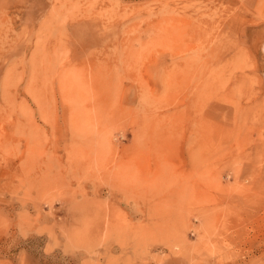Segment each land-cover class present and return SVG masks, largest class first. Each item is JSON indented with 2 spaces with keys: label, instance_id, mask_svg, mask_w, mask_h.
Listing matches in <instances>:
<instances>
[{
  "label": "rangeland",
  "instance_id": "374dc122",
  "mask_svg": "<svg viewBox=\"0 0 264 264\" xmlns=\"http://www.w3.org/2000/svg\"><path fill=\"white\" fill-rule=\"evenodd\" d=\"M0 264H264V0H0Z\"/></svg>",
  "mask_w": 264,
  "mask_h": 264
}]
</instances>
